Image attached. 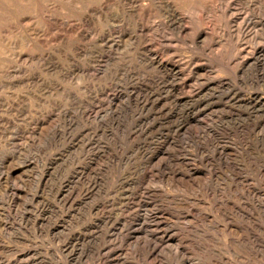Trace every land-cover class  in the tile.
I'll return each instance as SVG.
<instances>
[{"label":"rangeland","instance_id":"rangeland-1","mask_svg":"<svg viewBox=\"0 0 264 264\" xmlns=\"http://www.w3.org/2000/svg\"><path fill=\"white\" fill-rule=\"evenodd\" d=\"M144 1L0 0V264H264L261 6L203 50Z\"/></svg>","mask_w":264,"mask_h":264},{"label":"bare ground","instance_id":"bare-ground-1","mask_svg":"<svg viewBox=\"0 0 264 264\" xmlns=\"http://www.w3.org/2000/svg\"><path fill=\"white\" fill-rule=\"evenodd\" d=\"M125 1L131 2V0H125ZM145 1L148 3L150 2V4L138 5L139 7L133 6L132 11H133V13H135L138 20L140 21L139 26H140L141 38H143L145 40L146 44L151 42V40L150 41L148 40L149 39L148 34L151 33L152 29L150 28V26H148V24H150L151 20L155 17L154 15L156 13H155L154 9L157 7V4L159 3L160 5L163 4L164 6H166L165 8L168 9V14L165 13L168 15L167 21H168L169 25L178 32L179 35L184 36L186 38V40L188 39L190 41H193L195 44L201 46L203 50H209V49H212L213 47H215L214 46L215 45V38H214L213 32L211 33L209 31V29L203 28L204 24H207L206 22L209 18L208 14L210 12L213 13V11L217 10V8L213 6V3L210 0H145ZM215 1L220 2L221 7H223V12H224L223 16L224 17L229 16L230 20L233 16L238 17L240 15V14H237L239 12V10H241L242 8H243L242 10H246V8L249 7L251 4V3L247 2L248 0H215ZM255 1H257V3L260 4V6H261L260 12L264 16V0H255ZM132 3H130V4H132ZM135 6H136V3H135ZM131 7H132V5H131ZM181 11L190 14V17L185 18L181 14ZM240 17H242V16H240ZM243 21L245 22L246 18H244ZM248 21H249V19H248ZM191 23H192V27L189 26ZM151 48H153L152 45L149 47V44H148V48L144 49V50H146V52H152ZM237 52L240 56V55L245 54L246 51L241 50V51H237ZM250 55L253 57V59L255 61L258 62L260 60V58L264 55V46H259V47L255 48L254 52L251 53ZM159 57H160V55H159ZM154 61L156 62V66H159V70L164 69L171 74L172 81L174 80L176 82V80L179 79V80H182L184 82V85L187 84V80L184 77L185 76L184 67L180 66L179 64H177L175 62L169 63L170 61L167 62L168 60L166 62L163 61V59H156ZM246 63H247V61L244 62L243 64H246ZM174 81H173V84L175 83ZM220 83L222 84V82H220ZM208 86H211V85L207 84V86H205V87H208ZM171 88H173L172 91L177 90L175 88V86H171ZM177 93H179V92H177ZM247 101H249L250 104H254L255 106L263 108V110H264V97L262 95L252 94L249 97V100H247ZM181 128L183 129L185 127L182 125ZM12 199H13V197H12ZM165 222H163V223H165ZM158 223H160V221ZM140 234L141 233L137 230L134 231V233H133V235H140ZM152 238L154 240H156L157 242L164 243V241H166L169 238V234L165 231L163 234H160V235H156V234L152 235ZM255 240H256L255 245L258 248H262L263 246L261 247V245H264V242L262 240H258V238ZM0 245H2V244H0ZM0 250H1V246H0ZM110 253L112 254V256H114L116 254L115 251H112ZM114 261H115V259H114ZM117 263H120V262L117 261ZM7 264H14V263L12 261H8Z\"/></svg>","mask_w":264,"mask_h":264}]
</instances>
